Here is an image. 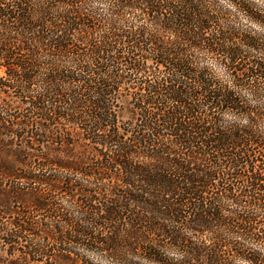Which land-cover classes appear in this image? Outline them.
I'll use <instances>...</instances> for the list:
<instances>
[{
	"label": "trees",
	"instance_id": "1",
	"mask_svg": "<svg viewBox=\"0 0 264 264\" xmlns=\"http://www.w3.org/2000/svg\"><path fill=\"white\" fill-rule=\"evenodd\" d=\"M263 6L0 0V264H264Z\"/></svg>",
	"mask_w": 264,
	"mask_h": 264
},
{
	"label": "rangeland",
	"instance_id": "2",
	"mask_svg": "<svg viewBox=\"0 0 264 264\" xmlns=\"http://www.w3.org/2000/svg\"><path fill=\"white\" fill-rule=\"evenodd\" d=\"M263 8H264V6H263ZM239 22H240V27L242 29H248L249 27H252L250 25V23L242 17L239 19ZM254 29H256V28L254 27ZM209 68L213 72V74L216 75L217 77L225 78L223 70L221 68H219L218 66H216L212 61L209 62ZM5 100L9 104L16 102L14 99L7 97L0 90V104H5L4 103ZM13 106H16V103H14ZM16 144L19 146L20 142L17 141ZM63 197H61L62 200H64ZM22 203L23 202L17 203V201L15 203L14 200L8 194H0V218L3 217V219H5V218L10 219L8 217H10L12 215V213L17 210L18 207H20V209H19L20 211H23V207H25L26 205L22 204ZM65 204H66V202H65ZM12 216H14V215H12ZM4 252H5V250L3 248V244L0 241V255H5Z\"/></svg>",
	"mask_w": 264,
	"mask_h": 264
}]
</instances>
